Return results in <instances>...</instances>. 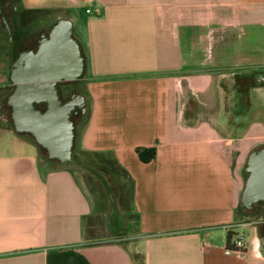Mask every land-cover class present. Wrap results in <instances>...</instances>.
<instances>
[{
  "label": "crops",
  "instance_id": "obj_1",
  "mask_svg": "<svg viewBox=\"0 0 264 264\" xmlns=\"http://www.w3.org/2000/svg\"><path fill=\"white\" fill-rule=\"evenodd\" d=\"M18 1L71 20L86 58L75 149L110 152L126 170L137 233L88 234L84 179L40 161L6 103L0 264H135L134 253L143 264H264V215L239 205L247 154L264 144V0ZM10 51L0 104L12 89ZM239 89L246 112L233 110ZM137 148L154 157L141 161ZM229 231L231 244L245 234L244 249L226 250Z\"/></svg>",
  "mask_w": 264,
  "mask_h": 264
},
{
  "label": "water",
  "instance_id": "obj_2",
  "mask_svg": "<svg viewBox=\"0 0 264 264\" xmlns=\"http://www.w3.org/2000/svg\"><path fill=\"white\" fill-rule=\"evenodd\" d=\"M4 23L12 46L11 22L5 17ZM11 64L12 89L4 100L12 108L15 131L32 136L50 162H75L77 116L85 115L86 99L79 92L65 97L60 86L83 78L86 58L81 43L73 34L71 20L58 19L49 36L36 41L33 48L21 53ZM257 78L264 79V75L259 74ZM233 94V110L246 112V108L237 107L240 99L247 97L246 91L239 89ZM245 170L247 175L239 205L248 213L264 215V144L249 151Z\"/></svg>",
  "mask_w": 264,
  "mask_h": 264
},
{
  "label": "rangeland",
  "instance_id": "obj_3",
  "mask_svg": "<svg viewBox=\"0 0 264 264\" xmlns=\"http://www.w3.org/2000/svg\"><path fill=\"white\" fill-rule=\"evenodd\" d=\"M21 8H25L22 2H20ZM89 6V5H88ZM27 17L24 20L25 23H21L20 19H17L18 27L22 29H26L28 27L34 26V23L38 21H46L52 19V13L47 10V8H38V9H30L28 8ZM19 20V21H18ZM9 39L5 32L0 28V71L4 70L5 73H9ZM6 79V78H3ZM0 80V84L3 81ZM5 81V80H4ZM238 81V80H237ZM9 81H6L8 83ZM80 83V82H79ZM81 90L80 84L78 86ZM5 91V90H4ZM2 90H0V94H3ZM0 116H2L0 114ZM0 125L7 126V122L0 120ZM73 157L76 160L75 162H66L64 165L72 170L78 172L82 178L84 179L88 191L90 192L93 202H94V211L93 215L91 216L90 220L87 223V233L92 234L93 237H109V238H116L121 240L125 237L123 234L129 233L132 230V225L136 223V216L133 213L132 206L129 208L130 210L126 213H122L117 211V208L114 207V204L109 201L107 195L103 192L102 184L98 181L99 178L102 182L105 181L104 178H100L99 174H95L91 170L87 169V163H91L93 160V156L88 151H80L74 149ZM40 161L47 162L48 165L52 166L51 162L45 157V155H40ZM54 164L53 166H55ZM90 168V167H89ZM92 169V168H90ZM93 170V169H92ZM95 171V170H94ZM104 184V183H103ZM95 190L91 192L89 187ZM130 224V225H129ZM241 233V232H240ZM238 233V234H240ZM237 235V233H235ZM235 235V236H236ZM244 238L245 234L243 233ZM138 257V261L142 260L140 253H134Z\"/></svg>",
  "mask_w": 264,
  "mask_h": 264
},
{
  "label": "trees",
  "instance_id": "obj_4",
  "mask_svg": "<svg viewBox=\"0 0 264 264\" xmlns=\"http://www.w3.org/2000/svg\"><path fill=\"white\" fill-rule=\"evenodd\" d=\"M88 152L92 154L93 161L87 163V166L95 170L97 174L105 179V181L102 182L97 178L102 184L103 192L107 195L108 199H111L117 211L127 213L130 210L132 199V180L128 173L120 166L112 153L102 151ZM136 153L141 161L147 162L154 157L155 152L151 148H137ZM89 189L91 192L95 191L91 186ZM135 216L136 223L132 225V230L129 231L130 234L137 233V215L135 214ZM232 234L233 233L230 231L228 232L227 248H233V244L229 241ZM133 260L135 264H143V260L138 261V257L135 254H133Z\"/></svg>",
  "mask_w": 264,
  "mask_h": 264
},
{
  "label": "flooded vegetation",
  "instance_id": "obj_5",
  "mask_svg": "<svg viewBox=\"0 0 264 264\" xmlns=\"http://www.w3.org/2000/svg\"><path fill=\"white\" fill-rule=\"evenodd\" d=\"M27 11L28 8H21L20 2L14 1V0H1V11H0V28L5 32L9 39V34L8 31L5 27L4 19L7 17L9 19V22H11V27L13 30V40L14 43L11 46V51H10V59L11 62L15 61V50L14 46L16 43H20L21 46L19 47L17 54L18 57L20 56L21 53H24V51L28 48H30L32 45L34 46L35 42L38 40L43 39L46 36H49L53 24L55 21L53 20H46V21H38L34 23V26L28 27L26 29H22L21 25L22 23H25L24 20L27 17ZM20 19L19 24L21 23L20 27H18L17 24V19ZM19 21V20H18ZM10 40V39H9ZM237 82L239 86H243L247 82V79L245 80L242 77L237 78ZM253 76L250 77L249 83L253 84ZM79 80L76 81H71L68 83H63L61 84V92L63 96H74L76 92H80L79 86ZM6 96V95H5ZM5 96L3 97V101L0 104V119H4L9 117V114L6 109V101L4 100ZM232 109V108H231ZM233 117V116H232ZM83 116H77V122H80L82 120ZM234 118V117H233ZM258 214V213H257Z\"/></svg>",
  "mask_w": 264,
  "mask_h": 264
},
{
  "label": "built area",
  "instance_id": "obj_6",
  "mask_svg": "<svg viewBox=\"0 0 264 264\" xmlns=\"http://www.w3.org/2000/svg\"><path fill=\"white\" fill-rule=\"evenodd\" d=\"M245 238L243 234L236 235V238L233 241V248H227V251H233L234 249L242 250L245 247Z\"/></svg>",
  "mask_w": 264,
  "mask_h": 264
}]
</instances>
